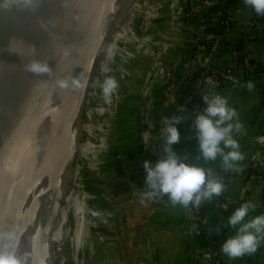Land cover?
Listing matches in <instances>:
<instances>
[{
    "label": "crops",
    "instance_id": "crops-1",
    "mask_svg": "<svg viewBox=\"0 0 264 264\" xmlns=\"http://www.w3.org/2000/svg\"><path fill=\"white\" fill-rule=\"evenodd\" d=\"M210 1L208 9L200 10L192 19L186 21L180 13L182 6L180 0H150L149 11L153 21L146 30V37H149L146 46L147 49L155 47L161 54L159 60L162 65L157 73L153 69L149 71L152 59L148 55L146 58L149 59H144L143 64L135 69L129 89L120 92V115L117 117L119 141L116 146L118 161L115 172L112 173L111 168L109 175H116L123 181L129 175L130 180L124 184L125 187H120L119 183L114 185V191H123L126 195L121 206L116 205L120 213L118 220L121 230L115 243L116 256L114 250L111 256L118 262L122 247L133 245L135 229L139 222V208H145L144 205L149 203V201L142 203L137 193L145 187L144 161L149 160L155 164L160 159L156 154L153 156L150 153L157 127L163 117L181 114L174 105L172 93L174 84L184 73L185 63L193 45L200 38L221 35L223 42L213 58V64H225L230 57L232 45L246 44L253 61L257 64V69L245 77L243 84L238 88L222 84L212 90V94L226 96L230 105L238 112L243 131L236 139L241 145L244 160L238 162L234 170H231L232 179L226 184L225 195L230 202H222L220 196L202 206L206 217L204 229L218 239L222 264H264V247L255 255L245 256L241 260H231L221 251L222 243L233 232L223 223L227 222L241 202L251 201L256 205L250 212V217L264 213V182L258 178L250 179V175L254 174L255 164L264 154V41L250 26L247 6L243 0ZM236 6H242L245 10L239 22L232 23L231 32L226 34L220 20L227 9ZM157 32L163 33L164 40L169 42L170 45L166 49L158 42L161 38ZM152 58L156 60L153 55ZM169 67L175 68L174 77L164 82L160 73ZM200 76V72L190 76L184 88L195 84ZM248 81L255 83L252 91L246 87ZM197 112L185 111L190 118L178 125L181 140L174 148L179 153L188 155L190 163L213 167L214 170L222 169L219 159L207 163L202 158L198 159L199 149L192 129V119ZM109 192V195H112V191ZM153 208L155 211L149 213L134 264H204L203 226L199 224L192 209L173 207L170 203L167 206L155 203ZM123 212H126L125 226L121 223ZM101 224L113 234L112 231L115 229L113 225L109 222Z\"/></svg>",
    "mask_w": 264,
    "mask_h": 264
},
{
    "label": "water",
    "instance_id": "water-1",
    "mask_svg": "<svg viewBox=\"0 0 264 264\" xmlns=\"http://www.w3.org/2000/svg\"><path fill=\"white\" fill-rule=\"evenodd\" d=\"M149 1L132 0L130 6L128 5L123 10L124 14L116 23L113 31H125L124 28H128V26L124 23L129 15L132 13L135 15L137 8L145 6ZM2 2L3 7H0V38L4 43L0 46V128L3 127L4 132L0 134V158L4 153L5 140L21 133L31 118H27L11 128H8V120L13 114L27 109L32 103L34 104V100L41 97L39 91L42 87L53 85L56 72L59 71L62 61L55 63L57 64L55 71H57L55 73L52 71L51 75H35L26 72L24 70L25 65L34 59L46 60L51 68L52 64L49 63L51 51L48 47L53 44L54 39L59 40L64 43V49L73 51V57L69 58V60H75L76 62L72 81L74 78H79L82 86L79 88L72 87L71 81L70 91L74 97L68 102L66 100L58 102L51 114L44 117L36 141L41 140L53 130L59 131L62 137L66 136L64 154L56 174L57 180L66 182L76 157L75 148L80 143L86 102L98 83L97 74L102 71L103 63L107 58L104 48L109 44V35L105 46L96 58L95 56L101 35L104 30L106 32L108 30L105 21L114 0H39L38 5H29L27 0H0V3ZM195 46L196 43L193 45L190 56L185 63L183 75L174 84L172 92L174 100L189 78ZM42 49H45L43 53H41ZM61 50L63 49L61 48ZM59 54L68 59L71 53L67 55V52L63 50ZM32 112L33 110H31V115ZM163 118L157 127L155 138L152 140L150 153L153 156L156 154L157 138L162 130ZM48 122L51 124L44 126ZM25 150H27L25 153L27 152L28 156L30 154L34 156L38 153L39 146L26 147ZM22 154L20 152L10 154L0 162V195L4 189L2 180L19 163ZM28 156L26 155V158ZM24 197L23 192L18 193L14 203L6 213L3 215L0 212V225L2 228L0 250L12 251L18 243L26 223L31 221L33 238H36L33 247L37 256L36 262L44 264L47 258L48 236L43 238V236L37 237L36 235L44 224L47 206L51 204L53 197L52 195H46L41 199L31 201L22 209ZM144 206L145 208L142 207L138 210L139 222L135 229L133 245L122 247L119 252V264L135 263L143 240L152 201ZM121 223H124L125 226L126 212H123Z\"/></svg>",
    "mask_w": 264,
    "mask_h": 264
},
{
    "label": "clouds",
    "instance_id": "clouds-1",
    "mask_svg": "<svg viewBox=\"0 0 264 264\" xmlns=\"http://www.w3.org/2000/svg\"><path fill=\"white\" fill-rule=\"evenodd\" d=\"M243 2L258 16H264V0ZM27 3L38 5L39 0H27ZM0 7H3V2ZM24 70L35 75H51L52 72L46 60L36 59L26 64ZM58 85L60 88L69 87L66 80L58 81ZM81 86L79 78H74L72 87ZM118 87L119 83L115 78L106 77L102 84L103 98H110ZM246 87L252 91L255 83L248 81ZM202 99L203 110L195 113L192 119V129L199 149L198 159L202 158L206 163L219 159L224 172L234 170L237 163L244 160L241 145L236 139L243 131L238 112L224 95L205 94ZM179 111L180 115L163 118V154L155 164L149 160L144 161L145 187L137 195L142 203L156 202L166 197L173 207L194 208L199 211L205 203L225 192L226 183L224 177L213 167L190 163L188 155L181 154L174 148L181 140L178 125L190 118L185 114V107L181 106ZM255 207L253 202H245L236 208L226 223H223L225 227L233 230L221 246L222 253L231 260L255 255L264 247V213L251 217L249 215ZM91 215L101 217L104 223H107V217L112 214L92 210ZM0 264H23V261L14 251L0 250Z\"/></svg>",
    "mask_w": 264,
    "mask_h": 264
},
{
    "label": "bare ground",
    "instance_id": "bare-ground-1",
    "mask_svg": "<svg viewBox=\"0 0 264 264\" xmlns=\"http://www.w3.org/2000/svg\"><path fill=\"white\" fill-rule=\"evenodd\" d=\"M117 2L118 0H114L109 9V14L105 21V26L108 30L107 32L104 30L101 35L95 58L99 55L105 40L110 34L109 31L115 33V36L125 37L124 31H113V28L116 26L115 23L112 22L111 25L107 23ZM107 26L110 27L108 28ZM3 43L4 41L0 38V46ZM64 47V43L55 39L53 44L48 47L51 51L49 63L52 64L51 69L54 73L57 71H55V66L57 65L55 63H57V61H62V64L60 63L62 68H57L59 71L56 72L53 85L40 89V84L38 88L40 89L39 93H41V97H37L36 100H34V104L32 103L27 109L13 114L8 120V128H11L20 124L27 118H31L30 122L21 133L7 138L4 142V153L0 158V162L10 154L16 152L23 154L15 168L2 180L4 189L0 195V212L4 215L14 203L17 194L21 192H23L25 196L22 209L31 203V201H36L46 195H52L53 200L51 204L47 206V213L49 211L51 213L48 218V227L45 228L42 226L41 230L36 235L37 237L43 236L44 238L49 234L47 241V258L44 264H85V258H82L80 251L82 246L85 248L87 247L85 242L88 240L87 238H89L90 233L85 226L87 224L85 216L87 205L83 196V185L80 182L79 172L76 170L78 163L76 159H74L73 168L66 182L57 180L56 174L58 172V165L64 154L66 136L62 137L59 131L53 130L41 140L36 141V136L38 135V130L44 117H48V115L51 114L58 102L63 100L68 102L74 97L70 91V84L76 65L70 69V64L75 62V60H69L70 57H73V51L69 49L66 50ZM61 48L67 52V55L71 53L68 59L63 58V56L59 54L63 52ZM44 51L45 49H42L41 53ZM68 70H70L71 73L69 87L65 88L59 98L56 99L59 93L58 91L61 90L58 81L64 80ZM104 70L105 69H103L102 72H104ZM31 110H33L32 115ZM48 124L51 123H45L44 126H48ZM3 132L4 128L2 127L0 128V134ZM30 146H39L36 155L32 156V154H30L28 156V154H26L27 152L25 153V151H27L25 150L26 147L29 148ZM77 148L78 146L75 149L77 150ZM26 155L28 156L27 158ZM72 213L75 214V217L79 216L80 221L78 220V226L71 223ZM1 229L0 225V233H2ZM32 229L33 225L31 221H28L17 245L12 250L21 258L23 264H38L36 262L37 256L33 248L36 238H33ZM49 241L51 243L50 245Z\"/></svg>",
    "mask_w": 264,
    "mask_h": 264
},
{
    "label": "rangeland",
    "instance_id": "rangeland-1",
    "mask_svg": "<svg viewBox=\"0 0 264 264\" xmlns=\"http://www.w3.org/2000/svg\"><path fill=\"white\" fill-rule=\"evenodd\" d=\"M131 3L132 0H118L107 23L109 25L112 22L116 24L124 14L123 10L128 5L130 6ZM150 5L149 1L145 6L138 7L135 15L133 13V16L132 14L129 15L124 23V25L128 26V28H124L125 37L115 36V33L111 34L109 31L111 34H109V44L104 48L107 58L102 67V70H105L97 74L98 83L86 102L82 134L75 154V159L78 163L76 170L79 172L80 182L83 185V196L87 205L85 215L87 224L85 226L90 233L89 238H87L88 240L85 242L87 247L82 246L80 251L82 258H85V264H119L118 260L111 256V252L114 250L116 256L117 247L115 243L121 230L118 220L120 213H118V206L116 205L121 206L126 195L123 191H114V185H118V183L120 187L124 186V184L126 185L130 180V176L127 175L125 181H123V179L117 178L116 175L109 174L112 170V173L115 172L116 162L118 161L116 146L119 141L117 117L120 115V92L129 89L133 73L140 64H143L144 59L151 58L153 60V62L152 60L150 62L149 71L153 69L157 73L160 71L159 67L162 65L159 60L161 54L155 50V47L147 49L146 46L147 39L149 38L146 37V30L148 25L153 21L149 11ZM107 27L109 28L110 26ZM157 34L161 38V41L159 40L158 42H161L162 47L165 49L169 47V42L164 40V34L158 32ZM152 55L155 56V61ZM75 65L76 62L70 64V69ZM106 77H113L119 83V87L115 93L108 99H104L102 96V84ZM70 78L71 73L68 70L64 80L69 83ZM64 90L65 88H61L56 99L59 98ZM91 169L96 175L89 172ZM109 190L112 191V195H109ZM92 210H102L100 212L112 214L107 222L115 228L112 231L113 234L110 233V230L107 231L105 229L104 224H101L104 223L103 218L91 215ZM50 214V211L47 213L46 210L43 224L45 228L48 227ZM71 216V223L78 226L80 221L79 216H76V218L74 213Z\"/></svg>",
    "mask_w": 264,
    "mask_h": 264
},
{
    "label": "built area",
    "instance_id": "built-area-1",
    "mask_svg": "<svg viewBox=\"0 0 264 264\" xmlns=\"http://www.w3.org/2000/svg\"><path fill=\"white\" fill-rule=\"evenodd\" d=\"M181 14L186 21L192 19L200 10L208 9L210 0H180ZM242 6H236L229 8L225 11L224 16L220 20L224 26V33L229 34L231 32L232 23L239 22L240 16L244 12ZM249 15V24L255 29L259 36L264 41V16H258L254 10L246 8ZM160 33V32H158ZM223 37L221 35L214 37H203L196 42L194 53L191 59V71L190 76L200 72L201 76L199 80L190 86L189 88H183L175 97L174 105L177 111L181 106L185 107L186 111H199L203 110L204 101L202 96L205 94H212L213 88H216L222 84H230L234 88H238L243 84V79L254 73L257 69V64L252 59V54L246 44H234L230 49V57L223 65L213 64V58L218 52ZM175 68H165L161 74L162 81L167 82L173 79ZM169 117V116H168ZM163 128V125H162ZM164 139L162 136V130L157 138L156 155L160 157L163 154ZM217 172V170H215ZM233 173L231 172L228 182L232 179ZM258 178L264 182V154L262 158L254 166V174L250 175V179ZM222 202H230L225 195L221 196ZM246 201H243L239 206ZM158 203L159 205L167 206V198H163L159 201L153 202L150 209V213H153L155 209L153 205ZM194 215L197 217L198 222L203 226L204 235V264H222L220 255V243L217 238L212 234L205 231L206 217L201 207L200 210L192 209Z\"/></svg>",
    "mask_w": 264,
    "mask_h": 264
},
{
    "label": "trees",
    "instance_id": "trees-1",
    "mask_svg": "<svg viewBox=\"0 0 264 264\" xmlns=\"http://www.w3.org/2000/svg\"><path fill=\"white\" fill-rule=\"evenodd\" d=\"M89 172L92 173V174H94V171H93L92 169L89 170ZM217 173L224 177V179H225V183L227 184V182H228V178H229V176H230V174H231V171L224 172L223 169H218V170H217ZM224 193H225V192H224ZM224 193H223L222 195H224ZM222 195H221V196H222Z\"/></svg>",
    "mask_w": 264,
    "mask_h": 264
}]
</instances>
